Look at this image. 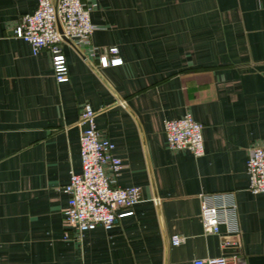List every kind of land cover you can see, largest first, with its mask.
<instances>
[{
    "label": "crops",
    "instance_id": "0c3cea01",
    "mask_svg": "<svg viewBox=\"0 0 264 264\" xmlns=\"http://www.w3.org/2000/svg\"><path fill=\"white\" fill-rule=\"evenodd\" d=\"M35 1L0 0V264H264V195L245 165L264 145V0H87L91 45L115 46L121 63L100 67L63 42L65 82L12 35ZM83 105L122 160L112 185L138 186L140 200L76 238L62 188L80 170ZM184 114L201 125L200 156L166 146L163 121ZM222 193L239 231L203 234L199 196Z\"/></svg>",
    "mask_w": 264,
    "mask_h": 264
},
{
    "label": "built area",
    "instance_id": "2783aa9c",
    "mask_svg": "<svg viewBox=\"0 0 264 264\" xmlns=\"http://www.w3.org/2000/svg\"><path fill=\"white\" fill-rule=\"evenodd\" d=\"M87 0H36L34 9L24 13L11 32L16 38L30 45L32 53L44 49L49 58L52 76L56 82L67 81V66L61 44L68 42L84 58L94 57L100 67L121 63L117 48L108 46L97 53L91 45L94 26L89 21V12L94 8ZM95 111L83 105L77 125L79 172H69L62 191L66 195L63 208V223L74 229L76 238L82 232L96 226L110 228L116 218L130 215L132 207L140 200V189L131 185L113 186L112 178L122 167V160L113 154V144L100 136L94 122ZM166 146L170 150L186 149L197 157L203 153L201 125L190 114L163 121ZM246 173L248 189L264 195V145L248 148ZM199 219L203 234H215L219 225L226 231L237 233V204L230 193L200 194ZM63 238L69 234L64 231ZM183 237L170 236L172 245ZM192 264H231L228 257L219 255L199 258Z\"/></svg>",
    "mask_w": 264,
    "mask_h": 264
}]
</instances>
